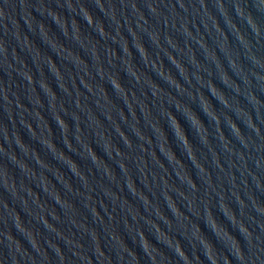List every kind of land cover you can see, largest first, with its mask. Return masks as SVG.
Returning <instances> with one entry per match:
<instances>
[{"label": "water", "instance_id": "water-1", "mask_svg": "<svg viewBox=\"0 0 264 264\" xmlns=\"http://www.w3.org/2000/svg\"><path fill=\"white\" fill-rule=\"evenodd\" d=\"M0 264H264V0H0Z\"/></svg>", "mask_w": 264, "mask_h": 264}]
</instances>
